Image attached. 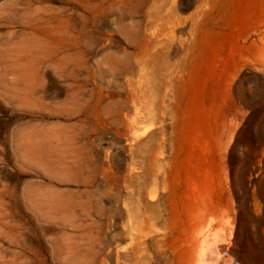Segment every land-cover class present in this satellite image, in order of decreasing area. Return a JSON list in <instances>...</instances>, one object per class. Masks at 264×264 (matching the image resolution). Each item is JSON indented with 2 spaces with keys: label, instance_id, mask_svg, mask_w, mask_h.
Masks as SVG:
<instances>
[{
  "label": "rangeland",
  "instance_id": "1",
  "mask_svg": "<svg viewBox=\"0 0 264 264\" xmlns=\"http://www.w3.org/2000/svg\"><path fill=\"white\" fill-rule=\"evenodd\" d=\"M227 257L264 264V0H0V264Z\"/></svg>",
  "mask_w": 264,
  "mask_h": 264
},
{
  "label": "crops",
  "instance_id": "2",
  "mask_svg": "<svg viewBox=\"0 0 264 264\" xmlns=\"http://www.w3.org/2000/svg\"><path fill=\"white\" fill-rule=\"evenodd\" d=\"M200 145L203 146V144ZM208 160H209V156L206 153L202 151H199L197 153L195 164L193 165V170L196 175L203 176L207 173Z\"/></svg>",
  "mask_w": 264,
  "mask_h": 264
},
{
  "label": "bare ground",
  "instance_id": "3",
  "mask_svg": "<svg viewBox=\"0 0 264 264\" xmlns=\"http://www.w3.org/2000/svg\"><path fill=\"white\" fill-rule=\"evenodd\" d=\"M128 6H129V4H128ZM125 8H126V7H125ZM128 8H129V7H128ZM125 12H126V11H125ZM125 12H124V13H125ZM128 12H129V11H128ZM129 13H130V12H129ZM129 13H128V14H129ZM128 16H129V15H128ZM130 18H131V17H130ZM117 21H118V20H117ZM121 21H122V20H121ZM121 27L124 28V26H122V25H121ZM75 47H77V44H76ZM75 56H76L77 58H79V57L81 56V53L77 51V52H75ZM111 59H112V58H111ZM105 62H106L107 64H109V60L106 59ZM112 63H114V61H113ZM115 64H116V62H115ZM111 65H112V64H111ZM123 67H124V66H123ZM112 68H114L113 65H112ZM123 69H125V67H124ZM224 262H225V264H231V263L233 262V260H232V258L227 257V258L224 259ZM233 263H234V262H233Z\"/></svg>",
  "mask_w": 264,
  "mask_h": 264
}]
</instances>
